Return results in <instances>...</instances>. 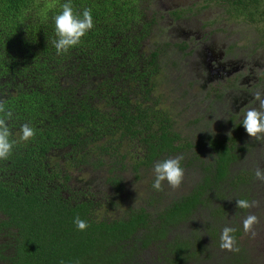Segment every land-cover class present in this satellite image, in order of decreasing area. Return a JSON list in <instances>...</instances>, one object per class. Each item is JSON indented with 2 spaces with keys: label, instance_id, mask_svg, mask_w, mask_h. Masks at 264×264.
I'll return each mask as SVG.
<instances>
[{
  "label": "trees",
  "instance_id": "1",
  "mask_svg": "<svg viewBox=\"0 0 264 264\" xmlns=\"http://www.w3.org/2000/svg\"><path fill=\"white\" fill-rule=\"evenodd\" d=\"M139 1L73 0L77 10L92 9L95 26L57 55L52 18L64 0H0V104L13 112L8 123L18 141L0 160V230L13 247L10 264H140L148 248L167 264H186L208 254V244L202 231L187 238L175 229L205 208L213 223L204 232L216 241L225 228L217 217L231 198L235 205L248 200L243 189L251 175L234 169L243 147L230 135L205 137L212 157L200 179L154 212L142 205L122 216L97 215L100 205L112 212L116 196L98 202L74 188L71 171L89 168L103 171L119 192L129 157L135 170L191 146L154 95L161 58L171 51L164 42L145 49L149 28ZM205 2L259 25L264 39V0ZM29 121L36 135L21 141L20 127ZM76 217L88 222L85 230L76 228ZM233 229L237 239L240 229Z\"/></svg>",
  "mask_w": 264,
  "mask_h": 264
},
{
  "label": "rangeland",
  "instance_id": "2",
  "mask_svg": "<svg viewBox=\"0 0 264 264\" xmlns=\"http://www.w3.org/2000/svg\"><path fill=\"white\" fill-rule=\"evenodd\" d=\"M155 1H139L143 12L149 14L160 11L159 13L164 14V10L170 6L191 5L193 2L198 3L202 0H166V3L159 2V4ZM209 6L208 9H199L196 18L203 23L204 27L214 31L216 37L222 39L225 47H227V53L233 55L239 50H252L254 48L253 54L256 57H264V46L256 44L263 35V28L239 18L229 17L220 3ZM164 23H167V19L164 20ZM149 41L150 39L147 38L144 43H149ZM174 55V52H170L161 58V62L166 60L161 63L163 68L159 72L160 75L155 77L157 90H155L154 95L161 98L162 104L172 114L176 130L191 143L190 147L187 146L186 149L173 154V156H183L181 163L185 169V174L180 186L172 188L167 182H164L162 190L155 191L152 188L153 166H141L133 170V159L129 157L125 165L128 169L122 174L124 180L119 192L114 193L110 184L106 182V174L103 171L96 172L89 168L84 169V171H71L72 176L75 177L73 180L74 188L95 197L98 202L104 195L107 198L110 195L116 196L118 199L116 208L110 212L106 207L107 205H100L97 215L122 216L127 208L142 205L154 212L155 206L162 208L173 198L186 193L200 179L203 164L212 157V151L204 141L205 137L231 135L243 147L234 169H244L251 175L243 193L252 203V206L243 211L234 210V206L231 207L233 205L231 198V211L222 217H217V221H221L223 227L234 228L233 226H236L240 228L241 235L235 239L233 245L239 251L224 249L221 247V239L214 241L205 234L206 226L213 223V219L209 220L207 217L205 208H198L193 217L177 227L175 231L187 238L194 236L197 230L202 231L203 237L205 236L208 254L204 253L199 258L189 261L188 264H264V180L257 179L255 175L257 169L264 173V134H260L259 138L250 137L242 125V119H240L244 118L245 112L253 107L256 101L254 99L247 100L245 104L239 106L238 110H235L245 98L226 97L224 93L227 88H224L225 85L220 82L211 86L212 90L221 88L219 93L212 96L209 94V86L204 89L202 88L204 83L202 82L201 87V82L193 78L194 68L193 65L189 64L191 55L183 56L184 62L181 65L177 63L176 58H173ZM253 58L256 60L255 57ZM260 61H264V58ZM176 82L181 87L180 89L175 84ZM192 82L197 84L189 85ZM249 84L247 83L248 95H253L254 92L259 91L253 87L256 84ZM243 88H246L245 85ZM209 99L211 101L208 102ZM248 215H255L258 221L252 226L251 232H245L243 228V220ZM225 221L233 226H226L223 223ZM213 242L215 246H212ZM160 255L154 249L148 248L140 253L138 259L140 264H167Z\"/></svg>",
  "mask_w": 264,
  "mask_h": 264
},
{
  "label": "flooded vegetation",
  "instance_id": "3",
  "mask_svg": "<svg viewBox=\"0 0 264 264\" xmlns=\"http://www.w3.org/2000/svg\"><path fill=\"white\" fill-rule=\"evenodd\" d=\"M155 2L159 4V2L166 3L167 1L156 0ZM206 4L208 5L204 6ZM215 4L202 0L198 3L193 2L191 5L170 6L164 10V14L159 13L160 11L158 13H144L142 18L146 20L145 23H148L149 28L145 39H150L149 43L145 42L144 46L147 50H154L156 49V43L164 42L163 46L174 52L173 58H176L179 65L184 62L182 57L190 54L189 64L193 65V71L195 72L193 78L201 82V87L202 82L204 83L202 88L206 89L209 86V94L212 96L219 93L221 88L212 90L211 86L216 82H220L225 85L224 88H227L224 93L226 97L245 98L237 105L235 110H238L239 106L245 104L247 100L254 99L253 95L247 94V83L248 85H250L249 83L256 84V86H253L254 89H259L264 93V61H260L264 57H256L253 54L254 48L252 50H239L238 48L239 51L233 55L227 53V47H225L222 39L216 37L214 31L204 27L203 23L196 18L199 9H208L209 5L214 6ZM165 19H167V23H164ZM256 44L264 46V39L261 37ZM179 68L181 69V67ZM175 84L179 89L181 88L177 82ZM192 84L196 85L197 83L192 82L189 85L192 86ZM243 85L246 88H243ZM209 101L211 100L209 99ZM253 107H258L257 101ZM240 119L243 121V118ZM75 197H78V195L75 194ZM230 206L231 204H229V211L233 206L234 210L240 209L243 211L242 208L235 207L234 203ZM227 226L233 225L227 224ZM4 234L5 232L0 230V264H10L8 256H11L13 247L9 245L8 237ZM240 235L241 230L238 238Z\"/></svg>",
  "mask_w": 264,
  "mask_h": 264
},
{
  "label": "clouds",
  "instance_id": "4",
  "mask_svg": "<svg viewBox=\"0 0 264 264\" xmlns=\"http://www.w3.org/2000/svg\"><path fill=\"white\" fill-rule=\"evenodd\" d=\"M49 4L48 8L54 7ZM55 38L52 40V46L56 50L57 55H63L79 45L82 38L94 28V18L92 9L85 7L82 11L74 8L73 0H64L60 7V11L53 16ZM47 20V15L42 16V21ZM253 98L258 102V107L249 108L243 118L242 125L246 133L250 137L259 138L260 134H264V93L256 91ZM13 119V112L6 110L0 104V160H7L13 153L15 145L18 143L12 138V131L9 127V121ZM31 121L24 123L20 127L21 141H29L36 135V129L30 126ZM183 156H172L162 160H158L153 164L154 180L152 188L155 191H161L164 182H167L172 188L180 186L184 179L185 169L182 166ZM256 178L264 180V173L259 169L256 170ZM239 208L247 209L252 203L247 199L236 200ZM255 215H248L243 220V228L245 232H251L252 226L257 223ZM73 223L80 231L88 227V222L80 217L74 218ZM235 230L231 227H225L221 235V247L230 251H239L234 248L235 237L231 235ZM255 235L254 232H252Z\"/></svg>",
  "mask_w": 264,
  "mask_h": 264
}]
</instances>
